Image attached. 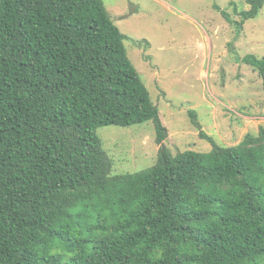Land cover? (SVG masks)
Wrapping results in <instances>:
<instances>
[{
    "label": "trees",
    "instance_id": "trees-1",
    "mask_svg": "<svg viewBox=\"0 0 264 264\" xmlns=\"http://www.w3.org/2000/svg\"><path fill=\"white\" fill-rule=\"evenodd\" d=\"M126 38L104 0H0V264H264V128L112 173L98 129L168 131Z\"/></svg>",
    "mask_w": 264,
    "mask_h": 264
},
{
    "label": "rangeland",
    "instance_id": "rangeland-1",
    "mask_svg": "<svg viewBox=\"0 0 264 264\" xmlns=\"http://www.w3.org/2000/svg\"><path fill=\"white\" fill-rule=\"evenodd\" d=\"M104 2L168 130L160 143L153 122L98 129L114 175L149 170L162 147L208 153V138L232 147L264 128L263 81L244 63L264 58V8L240 27L248 0Z\"/></svg>",
    "mask_w": 264,
    "mask_h": 264
}]
</instances>
